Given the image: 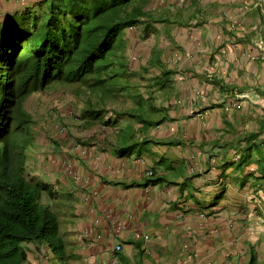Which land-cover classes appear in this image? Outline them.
<instances>
[{"label":"crops","instance_id":"obj_1","mask_svg":"<svg viewBox=\"0 0 264 264\" xmlns=\"http://www.w3.org/2000/svg\"><path fill=\"white\" fill-rule=\"evenodd\" d=\"M39 1L0 0V20ZM177 15L134 27L154 40L131 109L153 126L123 109L97 138L30 153L74 264H248L252 249L263 261L264 0H183Z\"/></svg>","mask_w":264,"mask_h":264},{"label":"trees","instance_id":"obj_2","mask_svg":"<svg viewBox=\"0 0 264 264\" xmlns=\"http://www.w3.org/2000/svg\"><path fill=\"white\" fill-rule=\"evenodd\" d=\"M153 1L41 0L0 20V264H26L30 242L70 264L59 214L42 202L49 186L26 170L35 143L26 102L55 87L75 89L86 99V120H101L96 107L131 87L127 30L155 19ZM120 115L155 124L134 110ZM248 264L264 261L252 249Z\"/></svg>","mask_w":264,"mask_h":264},{"label":"rangeland","instance_id":"obj_3","mask_svg":"<svg viewBox=\"0 0 264 264\" xmlns=\"http://www.w3.org/2000/svg\"><path fill=\"white\" fill-rule=\"evenodd\" d=\"M183 0H154L153 9L155 13V19L148 21L146 24L160 23L164 25V21L167 18L171 20L179 19L177 22L182 21L177 13H180L182 9ZM166 23V22H165ZM145 24V23H144ZM129 33L128 42L125 54L128 58L129 66L133 69L135 76L130 79V89L125 93L121 94L120 97H115L113 99L107 100L103 104H99L96 108L103 110L102 119L99 121L89 122H79L82 118L71 114L73 104L76 101V105L82 103L81 111L85 112L87 109L86 99L83 96H80L76 93L75 89H64L62 87H55L45 92H38L31 95L27 102L26 106L33 112L35 123L33 125V132L35 134V143L28 151V160L27 163L32 164L31 152L34 151L38 153L40 150L37 147L39 143L44 139L56 140L55 144L62 142L67 138H97L98 134H101L105 131L104 124L102 120H106L108 114H115V112L123 109H128L132 111V107L135 103V100L132 98L133 95H137L138 92H141V87L139 85V80L142 77H146L147 69L144 70L141 64L144 60L143 51L145 47H148L149 50L154 37L152 34H148L143 38H140L138 30H135L134 27L127 30ZM149 54V52H147ZM148 62V61H147ZM79 107V106H78ZM131 109V110H130ZM51 113L53 115H58V120L55 121L54 126L51 128H43L42 121L44 120V113ZM56 115V116H57ZM79 119L78 124L75 120ZM107 121V120H106ZM49 125V124H48ZM63 144V143H61ZM29 175V174H28ZM264 228V225L262 226ZM67 238V236H64ZM68 252L71 254L70 264L75 263V247L70 243H67ZM25 247L28 249V261L26 264H57V260L53 257L51 252L48 250V247L45 245H40L34 242L25 244ZM261 257L264 261V251L261 253ZM239 262L241 260L239 259Z\"/></svg>","mask_w":264,"mask_h":264},{"label":"built area","instance_id":"obj_4","mask_svg":"<svg viewBox=\"0 0 264 264\" xmlns=\"http://www.w3.org/2000/svg\"><path fill=\"white\" fill-rule=\"evenodd\" d=\"M150 174H152V173H150ZM117 249H118V250H121V249H122V246L119 245V246L117 247Z\"/></svg>","mask_w":264,"mask_h":264}]
</instances>
